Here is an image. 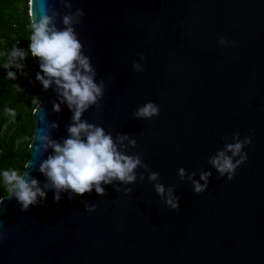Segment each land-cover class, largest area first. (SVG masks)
I'll return each mask as SVG.
<instances>
[{
  "label": "water",
  "instance_id": "water-1",
  "mask_svg": "<svg viewBox=\"0 0 264 264\" xmlns=\"http://www.w3.org/2000/svg\"><path fill=\"white\" fill-rule=\"evenodd\" d=\"M70 2L73 11H84L75 30L96 82L105 83L100 108L82 119L113 138H134L136 147L126 154L141 155L149 172L159 173L158 182L179 197V210L165 206L143 169L137 171L142 182H115L120 192L101 185L103 197L93 189L69 200L62 192L55 202L46 190L45 200L21 211L5 196L0 264H264V0ZM49 8L66 14L60 0H32L37 20L50 15ZM56 26L62 27L59 18ZM220 38L233 43L221 45ZM134 62L144 70L134 72ZM42 90L23 170L41 188L46 178L38 168L52 151L37 152L41 116L58 124L50 132L57 141L67 138L72 116L65 104L54 113L60 98L53 87ZM149 101L160 106L159 115L132 119ZM235 132L241 139L251 134V144L229 181L218 178L208 159L224 147L222 137L232 143ZM201 171L212 176L208 188L194 194L187 174L199 180ZM84 202L96 210L85 211Z\"/></svg>",
  "mask_w": 264,
  "mask_h": 264
},
{
  "label": "clouds",
  "instance_id": "clouds-1",
  "mask_svg": "<svg viewBox=\"0 0 264 264\" xmlns=\"http://www.w3.org/2000/svg\"><path fill=\"white\" fill-rule=\"evenodd\" d=\"M60 2L66 14L49 8L50 15H41L37 20L31 11L32 0H28L31 29L28 52L14 46L10 53H0L7 55L4 67L7 69L6 77L9 80H15L17 76L16 72L8 69L15 67L18 71L22 70L25 66L23 61L29 53L31 57L37 58L40 72L36 74V81L45 91L53 87L60 98L58 103H53L52 111L59 113L61 104H65L72 113L70 124L65 126L67 138L60 141L52 139L50 135L52 130L58 128V124L46 122L41 116L45 127L40 129L41 134L37 138V152L43 154L48 149L52 150L38 168L46 178L43 188L39 186V181L24 171L20 173L13 169L4 170L0 175L9 193L6 198H14L21 205V211H27L30 205L35 206L46 199V190L54 193L55 202L60 201L62 192L69 193V200L91 193L93 189L98 197H103L106 192L101 185L111 184L115 191L120 192L122 189L116 187L115 182L120 185H132L138 179L142 182L144 175L138 176L137 171L143 169L148 172V182H156L153 184L154 191L164 201L165 206L178 211L179 197L174 195L173 188H166L158 182L159 173L149 172L141 155L126 154L129 149L136 147L134 138L121 133L113 138L112 134L106 133L102 127L82 119L90 108H100V101L105 95V83L103 80L96 82L97 72L91 65V58L84 54L83 45L75 30L84 16L83 9L77 8L73 11L70 0ZM58 18L62 24L61 28L56 26ZM218 42L221 45L233 43L223 38ZM139 59L143 61L144 56L140 54ZM132 69L136 73L144 70L142 64L136 62L133 63ZM32 103L36 104L37 98H33ZM4 111L7 116L16 117L14 109L5 108ZM159 113L160 106L149 101L136 109L132 119L151 120ZM222 139L225 141L224 147L208 159V164L219 174L218 178L226 176L230 181L236 169L247 160V153L243 149L251 144V134L241 139L240 133L235 132L231 137L232 143L227 142V137ZM185 175V169L178 170L181 179ZM196 175L195 172L187 174L194 194H200L208 188L212 173L201 171L199 180L193 178ZM131 191V188H123L125 195H129ZM2 203L3 199H0V204ZM84 207L87 212L96 210L95 204L84 202ZM5 211L0 209V214ZM0 239L3 237L0 236Z\"/></svg>",
  "mask_w": 264,
  "mask_h": 264
},
{
  "label": "trees",
  "instance_id": "trees-1",
  "mask_svg": "<svg viewBox=\"0 0 264 264\" xmlns=\"http://www.w3.org/2000/svg\"><path fill=\"white\" fill-rule=\"evenodd\" d=\"M28 13V0H0V53H10L14 46L28 52L31 35ZM7 59V55H0V174L9 169L23 172L34 128L33 111L43 95L30 53L22 70L8 69L16 72L15 80L6 77ZM33 98H37L36 104L32 103ZM5 108L14 109L16 117L7 116ZM8 194L0 175V199Z\"/></svg>",
  "mask_w": 264,
  "mask_h": 264
}]
</instances>
